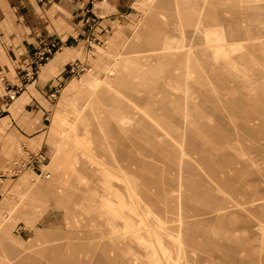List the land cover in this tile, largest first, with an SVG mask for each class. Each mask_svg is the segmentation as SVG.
I'll return each mask as SVG.
<instances>
[{
    "label": "rangeland",
    "instance_id": "374dc122",
    "mask_svg": "<svg viewBox=\"0 0 264 264\" xmlns=\"http://www.w3.org/2000/svg\"><path fill=\"white\" fill-rule=\"evenodd\" d=\"M228 1L145 0L85 36L49 94L55 152L0 176V264H264V0Z\"/></svg>",
    "mask_w": 264,
    "mask_h": 264
},
{
    "label": "crops",
    "instance_id": "0c3cea01",
    "mask_svg": "<svg viewBox=\"0 0 264 264\" xmlns=\"http://www.w3.org/2000/svg\"><path fill=\"white\" fill-rule=\"evenodd\" d=\"M144 1L0 0V76L17 84L18 74L29 66L36 48L48 42L59 47L37 80L13 102L6 99L0 82V176L17 156L33 151L46 155L55 152L51 145L55 130L53 124L46 122L53 111L50 91L64 81L70 65L82 63L85 36L101 41L124 35V29L130 28L145 11ZM235 6L229 0L226 8L234 12ZM236 35L239 36L233 34L229 39ZM5 177L0 178V213L7 209L5 189L10 178ZM7 232V226L0 225V243H5Z\"/></svg>",
    "mask_w": 264,
    "mask_h": 264
},
{
    "label": "built area",
    "instance_id": "2783aa9c",
    "mask_svg": "<svg viewBox=\"0 0 264 264\" xmlns=\"http://www.w3.org/2000/svg\"><path fill=\"white\" fill-rule=\"evenodd\" d=\"M55 48H58V46L52 42L50 44H48L47 46L41 48L38 51H35L31 54L30 56V63L31 66L25 70V72L22 73L21 75V80L23 82V85L18 84L19 86H17L15 89H8L7 96L6 99L10 102H13L14 100H16L17 96L20 94L21 91H23L26 86L29 83H32L35 81L36 77H37V73L40 72L42 70V66L43 64L48 60L49 56H51L52 54H54V50ZM41 156H39V158L37 157V154L35 153V155L33 157H30V159L28 161H22L20 160L18 163L15 162V164H18L17 167L21 166L23 168H27V169H31V170H37L36 165L34 164L36 161H41L40 159ZM39 176L42 177L43 179H49L50 174L48 172H43L42 170L39 169Z\"/></svg>",
    "mask_w": 264,
    "mask_h": 264
}]
</instances>
